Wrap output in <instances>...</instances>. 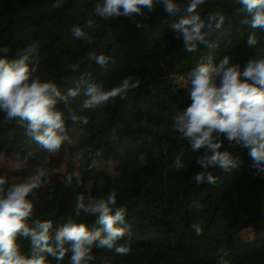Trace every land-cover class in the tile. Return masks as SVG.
Here are the masks:
<instances>
[{
	"label": "trees",
	"instance_id": "trees-1",
	"mask_svg": "<svg viewBox=\"0 0 264 264\" xmlns=\"http://www.w3.org/2000/svg\"><path fill=\"white\" fill-rule=\"evenodd\" d=\"M57 2L0 0V49L7 47L8 56L18 58L28 45L37 44L35 75L55 82L65 94L86 72L106 90L128 76L139 86L96 110L80 111L83 92L70 100L69 106L89 123L66 121L70 139L55 154L32 141L18 119L6 121L0 112V161L13 166L6 173L9 182H21L39 167L51 173L50 182L29 197L35 206L32 219L52 221L53 233L69 219L99 227L96 217L75 215V198L80 193L103 197L115 189L130 226L118 243H129L131 250L120 255L93 248L89 264H264V174H250L247 150L227 148L225 141L241 166L230 172L210 169L217 182L197 185L192 177L203 171L195 161L202 150L192 152L173 126L174 115L191 103L188 88L177 79L187 78L209 58L219 63L228 56L243 65L255 51L247 44L249 35L264 33L242 22L249 17L236 0H206L201 15L221 11L225 22L211 37L215 47L200 45L188 52L171 28L184 12L170 15L157 4L143 16L103 20L94 15L102 0H60L61 6L54 7ZM177 2L186 5L188 0ZM89 19L95 21L85 28L91 39H76L71 28ZM93 53L112 60L100 67L89 60ZM58 108L65 109L63 101ZM182 152L185 167L176 170L174 159ZM73 172L80 173L82 183L75 178L67 183ZM197 223L201 235L191 227ZM18 243L23 253L30 252L29 240L21 237ZM48 264L58 262L49 256Z\"/></svg>",
	"mask_w": 264,
	"mask_h": 264
},
{
	"label": "clouds",
	"instance_id": "clouds-1",
	"mask_svg": "<svg viewBox=\"0 0 264 264\" xmlns=\"http://www.w3.org/2000/svg\"><path fill=\"white\" fill-rule=\"evenodd\" d=\"M206 0H188L182 5L177 0H102L94 6V15L109 20L143 16L145 9L151 13L157 4L170 15L184 12L171 28L175 38L181 40L186 51L193 52L200 45L215 47L211 42L213 33L219 30L225 16L221 11L201 15L200 8ZM239 10L249 19L242 21L253 30L264 33V0H236ZM61 6L60 0L54 7ZM95 21L89 19L83 26H73L72 35L78 40H90L85 28H92ZM138 28L141 24L136 25ZM264 35L254 31L247 44L255 51L243 65L223 57L219 63L209 61L198 64L187 74L188 97L191 103L173 117V126L180 138L186 140L192 152H201L195 159L203 171L193 174L197 185L215 184L217 176L210 169L224 172L238 169L242 161L227 148L247 150L251 159L250 174H264ZM0 112L4 119H18L25 127L26 135L46 152L55 154L70 139L66 121L88 124L89 118L78 115L69 106L83 92L86 99L80 111L103 108L110 101L126 98L129 91L139 86V80L128 76L118 86L106 90L92 79L91 73H83L74 81V87L66 94L51 80H41L37 75V44L28 45L18 58L8 56L9 49H0ZM100 67H106L112 57L103 54L89 55ZM75 67V66H74ZM63 101L65 109L58 108ZM227 141V148H225ZM224 149V150H222ZM31 155V153H29ZM184 153L174 159L173 168L183 169ZM27 157H25V160ZM50 171L39 167L22 182H9L7 174L0 175V264H48V257L58 264L66 254L69 264H89L94 260L93 248H106L125 255L131 250L129 243L119 244L130 233L125 225L127 208L118 206L115 189L106 196L94 197L80 193L75 198L74 212L96 217L99 227H89L83 222L69 219L60 224L53 233L50 220H33L35 206L29 199L34 190L49 183ZM73 178L82 183L79 172L70 173L66 179L71 185ZM197 235L202 234L200 225L193 224ZM30 241V252L21 251L18 238Z\"/></svg>",
	"mask_w": 264,
	"mask_h": 264
},
{
	"label": "rangeland",
	"instance_id": "rangeland-1",
	"mask_svg": "<svg viewBox=\"0 0 264 264\" xmlns=\"http://www.w3.org/2000/svg\"><path fill=\"white\" fill-rule=\"evenodd\" d=\"M177 83L180 84L182 87H186L188 88V80L187 78H179L177 79ZM13 166L10 165V163L8 161H0V175H4L6 173H8ZM14 181H17V179L15 178ZM21 181V180H19ZM22 182V181H21ZM62 185H64V182L62 181L61 183ZM63 264H69V256H67L64 261Z\"/></svg>",
	"mask_w": 264,
	"mask_h": 264
}]
</instances>
